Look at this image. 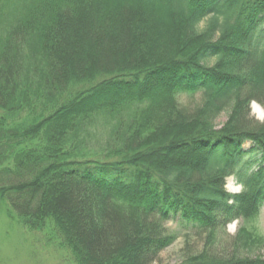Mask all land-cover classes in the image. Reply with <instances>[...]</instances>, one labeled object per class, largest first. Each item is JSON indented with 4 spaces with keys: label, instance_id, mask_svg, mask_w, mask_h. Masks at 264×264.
I'll return each instance as SVG.
<instances>
[{
    "label": "trees",
    "instance_id": "obj_1",
    "mask_svg": "<svg viewBox=\"0 0 264 264\" xmlns=\"http://www.w3.org/2000/svg\"><path fill=\"white\" fill-rule=\"evenodd\" d=\"M0 16V201L29 231L76 264H155L178 219L205 236L180 264H264L247 231L218 244L264 208V0H0Z\"/></svg>",
    "mask_w": 264,
    "mask_h": 264
},
{
    "label": "rangeland",
    "instance_id": "obj_2",
    "mask_svg": "<svg viewBox=\"0 0 264 264\" xmlns=\"http://www.w3.org/2000/svg\"><path fill=\"white\" fill-rule=\"evenodd\" d=\"M212 17L207 18L201 25L204 28ZM10 21V17L0 16V32ZM189 96L179 95V101L186 104ZM140 102L131 105V109L140 106ZM133 113L132 110H128ZM128 112L126 113L128 115ZM252 116L264 120V108L253 102L251 104ZM228 120V114H223L217 121L221 128ZM111 135V129L102 122L92 130L89 138L88 151L91 154L106 148ZM249 148V144L246 145ZM231 194H238L242 187L235 178H229L226 186ZM170 232L177 235L176 242L163 251L155 264H180L188 253L199 252L204 245L205 236H198L192 230H188L178 219L172 220L167 225ZM251 235V239L244 237V233ZM242 234V253L250 256L264 257V208L261 214L254 219L235 220L220 232L218 244L236 239ZM230 239V240H229ZM223 243V244H222ZM189 244V246H187ZM222 250V247L220 248ZM0 264H76L71 253L62 246L61 241L46 230L43 232L29 231L19 220L16 214L11 212L7 204L0 201Z\"/></svg>",
    "mask_w": 264,
    "mask_h": 264
}]
</instances>
